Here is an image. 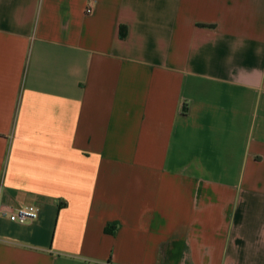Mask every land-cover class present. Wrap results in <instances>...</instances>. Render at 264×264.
<instances>
[{"label":"crops","instance_id":"obj_1","mask_svg":"<svg viewBox=\"0 0 264 264\" xmlns=\"http://www.w3.org/2000/svg\"><path fill=\"white\" fill-rule=\"evenodd\" d=\"M0 264H264V0H0Z\"/></svg>","mask_w":264,"mask_h":264},{"label":"built area","instance_id":"obj_2","mask_svg":"<svg viewBox=\"0 0 264 264\" xmlns=\"http://www.w3.org/2000/svg\"><path fill=\"white\" fill-rule=\"evenodd\" d=\"M92 9H88L87 13H91ZM40 209L36 205H29L22 208H17L8 213L11 222L17 224H30L39 219Z\"/></svg>","mask_w":264,"mask_h":264},{"label":"trees","instance_id":"obj_3","mask_svg":"<svg viewBox=\"0 0 264 264\" xmlns=\"http://www.w3.org/2000/svg\"><path fill=\"white\" fill-rule=\"evenodd\" d=\"M106 231H108V232H109V231H110V229H109V228H107V229H106Z\"/></svg>","mask_w":264,"mask_h":264}]
</instances>
